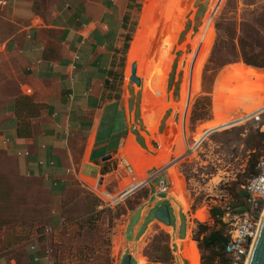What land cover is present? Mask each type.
<instances>
[{"label": "rangeland", "instance_id": "1", "mask_svg": "<svg viewBox=\"0 0 264 264\" xmlns=\"http://www.w3.org/2000/svg\"><path fill=\"white\" fill-rule=\"evenodd\" d=\"M128 8L130 33L115 93L129 99L132 132L146 131L150 150L140 134L137 140L153 156L138 149L132 136L127 155L142 179L149 166L165 171L172 202L163 201L184 226L190 222L187 247L203 264L193 240L198 223L214 224L211 207L228 212L226 221L234 223L243 209L238 194L264 146L257 123L247 121L264 106V0H129ZM133 62L141 85L130 79ZM150 183L153 189L157 180ZM144 189L97 211L95 197L79 183L52 194L0 152V234L12 231L23 245L41 242L58 264H122L128 251L133 264L134 257L138 264H181L171 247V228L162 222L145 224L130 246L124 240L128 210ZM149 211L152 220L155 209Z\"/></svg>", "mask_w": 264, "mask_h": 264}, {"label": "crops", "instance_id": "2", "mask_svg": "<svg viewBox=\"0 0 264 264\" xmlns=\"http://www.w3.org/2000/svg\"><path fill=\"white\" fill-rule=\"evenodd\" d=\"M128 3L0 0V152L13 159L18 173L38 181L52 194L65 192L78 183L79 176L108 172L116 163V153L120 149L127 153L130 136L146 156H153L146 131L138 129L137 133L148 149L132 132L134 112L129 99L115 93L130 33ZM112 75L115 83L108 80ZM150 184L128 210L127 246L136 241L145 224L149 228L158 221L155 216L148 220L149 210L166 203L174 221L168 228L175 261L191 264L185 253L192 235L190 222L184 226L173 212L169 192L159 196ZM166 198L169 203L163 201ZM14 236L12 231L0 234V264H58L41 242L23 245Z\"/></svg>", "mask_w": 264, "mask_h": 264}, {"label": "built area", "instance_id": "3", "mask_svg": "<svg viewBox=\"0 0 264 264\" xmlns=\"http://www.w3.org/2000/svg\"><path fill=\"white\" fill-rule=\"evenodd\" d=\"M108 80L111 83L116 82L114 75ZM248 116L247 121L256 122L259 130L264 134V106ZM115 160V165L105 174L95 177L79 176L77 179L81 187L95 197L97 211L114 208L115 205L123 202L138 189L154 180H157L155 189L158 193L167 192L170 181L165 171L160 170L159 167L150 166L142 179L126 151L120 149L115 155ZM113 175L115 178L111 181L110 176ZM242 189L245 193L243 211L234 217V223L226 221L225 216L228 215V212L223 217L231 226L225 264L247 263L254 237L260 225L264 211V146L257 157L254 175L247 180L245 185H242ZM50 231H52V226L46 227V232Z\"/></svg>", "mask_w": 264, "mask_h": 264}, {"label": "trees", "instance_id": "4", "mask_svg": "<svg viewBox=\"0 0 264 264\" xmlns=\"http://www.w3.org/2000/svg\"><path fill=\"white\" fill-rule=\"evenodd\" d=\"M175 26H170V30L174 28ZM208 25H205L201 28L202 34L205 29H207ZM200 36V37H201ZM128 38V35L126 36ZM125 47H127V43L125 42ZM249 60V59H246ZM157 63V61L153 62ZM189 94V92H188ZM190 96L188 97V100L190 101ZM203 100V99H201ZM199 101V100H198ZM135 134L138 136L139 135L137 132ZM255 165L254 163L252 165L253 171L250 175H254L255 173ZM249 177V178H250ZM248 178V179H249ZM144 190L147 189V187ZM244 192V191H243ZM240 196L243 198V208H244V199H245V193H242V191L239 192ZM170 210V209H169ZM243 209L241 210V212ZM227 213V212H225ZM210 214L211 217L214 221L213 225H208L206 223H198L197 231L196 234L193 236L194 240V247H197V242H199V248L202 251V258H203V264H225L227 262V253H226V247L228 244V241L230 239V234H229V229L227 232H225V227L227 225V222L223 220L224 213L221 211L219 207H211L210 208ZM198 219L204 220V218L199 217L198 215L196 216ZM172 225V224H171ZM186 255L188 256L191 264H201L200 256H196L190 252L189 247L186 248L185 250ZM133 264V263H132Z\"/></svg>", "mask_w": 264, "mask_h": 264}, {"label": "water", "instance_id": "5", "mask_svg": "<svg viewBox=\"0 0 264 264\" xmlns=\"http://www.w3.org/2000/svg\"><path fill=\"white\" fill-rule=\"evenodd\" d=\"M130 79L132 82L140 85V79L136 76L135 62H133L131 66ZM108 158H110V155L104 157V159ZM154 216L159 222L168 226L171 225L170 210L166 203H163L156 208ZM122 264H132L131 254L128 253L123 257ZM246 264H264V211Z\"/></svg>", "mask_w": 264, "mask_h": 264}, {"label": "bare ground", "instance_id": "6", "mask_svg": "<svg viewBox=\"0 0 264 264\" xmlns=\"http://www.w3.org/2000/svg\"><path fill=\"white\" fill-rule=\"evenodd\" d=\"M254 239H255V237H254ZM254 242V241H253ZM253 244V243H252Z\"/></svg>", "mask_w": 264, "mask_h": 264}]
</instances>
